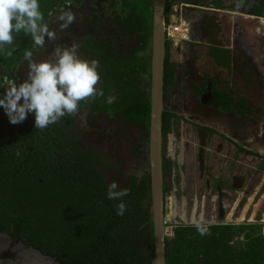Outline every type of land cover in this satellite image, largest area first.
<instances>
[{
	"label": "trees",
	"instance_id": "16d2710c",
	"mask_svg": "<svg viewBox=\"0 0 264 264\" xmlns=\"http://www.w3.org/2000/svg\"><path fill=\"white\" fill-rule=\"evenodd\" d=\"M126 1L122 4L127 7ZM129 4L122 16L115 15L117 18L111 13L89 17L81 13L67 29H60L59 23L50 26L55 35L78 45L82 59L100 62L97 87L103 90L102 97L81 101L75 114L43 130L35 129L34 114H29L20 123L19 132L10 137L0 127V233L56 257L61 264H145L155 257L148 163L153 0ZM171 5L168 0L167 24ZM62 6L63 2L50 0L44 8ZM170 49L167 41L166 92L177 86ZM46 53L37 54L34 60H50ZM22 66L19 74L10 77L18 83L26 79L25 59ZM0 71L2 75L6 69ZM206 85L195 87L199 98ZM3 92L0 89V94ZM109 97L112 103L107 102ZM212 97L216 110L246 116V104L237 103L225 90L213 88ZM0 113L5 115L2 108ZM78 115L86 118L81 134L73 130ZM174 119L175 113L164 112L163 140L171 133ZM56 128L66 130L57 139L49 133ZM174 167L164 157L165 198L173 189ZM113 181L128 192L122 198L126 204L122 216L116 214L121 201L106 198ZM238 229L212 225L203 234H194L200 246L189 254L190 264H231L227 243ZM188 230L182 227L178 233L185 238ZM255 242L264 252L263 236ZM176 251V242L166 238L167 264H174Z\"/></svg>",
	"mask_w": 264,
	"mask_h": 264
},
{
	"label": "rangeland",
	"instance_id": "374dc122",
	"mask_svg": "<svg viewBox=\"0 0 264 264\" xmlns=\"http://www.w3.org/2000/svg\"><path fill=\"white\" fill-rule=\"evenodd\" d=\"M49 1L39 0V3L50 30V26L59 23L55 17L61 7L58 9L56 7L49 8V10L44 8ZM171 1V14L168 17V25H187L191 28L193 21H202L203 17H206L205 13H208L202 10H194L190 6L185 7L182 5L187 3L185 0ZM241 1L243 0H226L225 5L235 7ZM249 1L256 3L257 0ZM59 2H63L62 7L66 4L69 5L75 17L80 16L81 13L89 17L92 15L100 16L102 13L122 16L128 9V4H132L133 0L126 1L127 7L122 4L125 3V0H85L82 6H78L80 0H59ZM200 7L203 6L200 5ZM236 13L246 17L255 15V11L247 7L237 10ZM117 17L115 16V18ZM262 18L264 20V13ZM224 19L231 25L234 19H237L236 25L238 26L236 28L244 33L239 35L241 37L247 38L250 35V29L253 31L259 30L260 34H258V44L256 46H259V53L257 54L260 56V65L264 72V21L247 19L254 21L247 23V20L240 21L238 19L241 18L236 16H228ZM14 35L15 51H13V55L10 57L6 55L7 51L12 50V46H5L4 51L0 52V69H6L10 77L22 71V62L27 52L31 51L34 58L37 54L47 51L46 54L50 60H54L55 56L52 55V52L55 47L70 45L65 38L55 35L51 41L46 40L44 48H37L31 37L25 36L23 32ZM195 37L196 31L193 32L191 40L188 42H170L169 56L170 61L176 65L177 86L170 90L171 97L168 103L165 104V111L175 113L178 118L183 117L186 119L185 141L196 145L194 148L187 147L184 167L180 171L176 170L175 186L165 198V229L169 238L176 242L177 249L174 264H190L189 254L193 250L199 249L200 243L197 239L199 237L193 236L201 233L197 225H200L205 231L212 225L239 227L236 230L234 239L227 243L230 263L264 264V252L255 242L260 235L264 238V122L263 120L257 121L255 125L254 117H251L246 120L244 125L238 119L222 117V114L214 113L211 108L202 103V98L197 96L195 87L202 86V79L209 71V67L205 61L206 53L202 50L198 52L192 50V43L197 42V37ZM262 112L264 115V111ZM245 126L251 132L256 131L250 135L252 141L243 145L252 149L253 153H243L237 142H232L234 147L229 144L230 150L227 151L225 149L227 146L225 145L226 140L238 141V134ZM202 131H207L210 140L206 151L203 174L200 171V151L198 152L199 134ZM163 150L164 157L167 159V137L163 140ZM239 164H244L242 167L249 170V180L242 191L231 190L233 200L226 207H223L225 218L220 220L219 191L217 187L230 188L228 176L239 169ZM226 178L228 180L225 183L223 179ZM209 181L210 183H208ZM244 226H251L252 228ZM182 227L189 229L185 238H182V233H178Z\"/></svg>",
	"mask_w": 264,
	"mask_h": 264
},
{
	"label": "clouds",
	"instance_id": "9594fccd",
	"mask_svg": "<svg viewBox=\"0 0 264 264\" xmlns=\"http://www.w3.org/2000/svg\"><path fill=\"white\" fill-rule=\"evenodd\" d=\"M55 19L60 29H67L75 20L69 5L59 9ZM23 32L30 36L37 48H44L47 41L54 39L40 9L39 0H0V52L5 46H12L7 56L15 51V35ZM54 60L36 62L31 51L25 54L27 62L26 79L18 83L16 78L3 72L0 75V108L4 110L13 125L22 123L29 114H34L35 129L43 130L56 124L65 116L75 114L80 102L87 98L102 97L104 92L97 87L101 79L100 62L96 59H82L78 45L55 47ZM112 103V97L108 98ZM20 152H16L19 156ZM128 195L126 189H119L113 181L107 188L106 198L121 201L117 205V215H123L126 204L122 198ZM201 234L204 229L197 225Z\"/></svg>",
	"mask_w": 264,
	"mask_h": 264
},
{
	"label": "flooded vegetation",
	"instance_id": "af4514ba",
	"mask_svg": "<svg viewBox=\"0 0 264 264\" xmlns=\"http://www.w3.org/2000/svg\"><path fill=\"white\" fill-rule=\"evenodd\" d=\"M169 1L171 2V0ZM194 1H196L195 4L187 2L182 5L185 7L190 6L194 10L208 12L205 13L206 17H203L202 21L197 20L192 22V26L194 31H196L197 37H195L197 42L194 41V43H192V50H195V52H198L199 50L204 51V53H206L205 61L209 67V71L204 75L201 82L203 87L207 84V89L204 94H202L201 98H203L207 93L209 85H212V89L220 88L225 90L228 94L235 95L237 103L240 102L241 104H246V117H241L242 119L247 120L254 117V123L257 121L260 122L261 120L264 121V115L262 114V111H264V91L262 90V79L259 77L255 66L249 62L240 51V46H238L236 38L240 34L239 32L241 30L236 28L238 26L236 25V22H234L231 27L227 29L224 26V22L219 20L218 15V13H222L227 16L243 17V15L236 13L237 10L245 8L244 5H242V1L235 7H228L225 5L226 3L223 2V0ZM200 5L205 8L200 7ZM219 5H225L227 10L223 8V10L218 9ZM170 97L171 92L165 91V104L168 103ZM212 103L213 98L207 106H211ZM85 119V115H78L76 129H73L74 131H77L78 134L85 132ZM0 127H3L4 133L10 137L11 134L19 132L18 129L20 127V123L13 125L9 122L6 114L3 115L0 113ZM52 129H50L49 133L53 136L56 135V139L57 136H59L58 134L66 131L62 129L59 130V128L54 130ZM55 142L57 143L56 146L59 147V139ZM39 146H42V144H39ZM248 180L249 170L240 165L239 169L236 170L230 177L229 189L217 187L219 191L218 206L220 209L224 210L223 207H226L227 204L233 200L231 190H233L234 185H246ZM208 183H210V181Z\"/></svg>",
	"mask_w": 264,
	"mask_h": 264
},
{
	"label": "water",
	"instance_id": "95a60500",
	"mask_svg": "<svg viewBox=\"0 0 264 264\" xmlns=\"http://www.w3.org/2000/svg\"><path fill=\"white\" fill-rule=\"evenodd\" d=\"M168 0H153L152 53L150 88V124L148 134V163L150 167L152 216L154 223L155 257L145 264H167L165 233V194L163 176V115L165 112V65L167 57L166 6ZM212 99V85L202 98L207 105ZM207 146V132H200L199 164L203 174ZM241 190L243 185H234ZM225 213L220 209V220ZM0 264H61L56 257L43 254L8 233H0Z\"/></svg>",
	"mask_w": 264,
	"mask_h": 264
},
{
	"label": "crops",
	"instance_id": "0c3cea01",
	"mask_svg": "<svg viewBox=\"0 0 264 264\" xmlns=\"http://www.w3.org/2000/svg\"><path fill=\"white\" fill-rule=\"evenodd\" d=\"M222 1V0H221ZM223 2H226V0H223ZM223 4H225V3H223ZM242 5H244V7L246 8H250V9H253L254 11H255V15L254 16H250V17H246V16H244L243 15V17H240L241 19H238V20H240V21H246L247 19H250V20H256V21H264L263 20V13H264V0H257L256 1V3H253V2H250L249 0H243L242 1ZM225 6V5H224ZM224 6H222V8L223 9H226L227 10V8H226V6L224 7ZM223 9H221V10H223ZM218 14H222V13H218ZM228 18V16L226 15V14H222V15H220L219 16V20L221 19V21H223L224 22V26L228 29V28H230L231 27V24L230 23H228L224 18ZM237 19H234V21H233V23L234 22H237L236 21ZM247 23H251V22H254V21H249V20H247L246 21ZM259 30H256V31H253V30H249V36L246 38V37H241V36H239V35H241V34H244L243 32H239L240 34L238 35V37L236 38L237 39V44H238V46H240V51L242 52V55L249 61V62H251L254 66H255V68H256V70H257V72H258V74H259V77L262 79V83H263V87H262V90L264 91V72H263V70H262V68H261V65H260V60H259V57L260 56H258V54L257 53H259V51H258V48H259V46H256L257 44H258V42H257V40H258V34H260L259 32H258ZM193 32H195L194 31V29H193V26L190 28V37H192V34H193ZM230 36H232V35H230ZM231 39V38H230ZM222 65H224V64H222ZM212 94H213V89H212ZM232 96L234 97V99H237L236 97H235V95H233L232 94ZM213 98V97H212ZM212 100V99H211ZM208 104H210V102L208 103ZM207 104V105H208ZM207 105H205V106H207ZM209 108H211L213 111H214V113H218V114H222L221 116L222 117H229V118H234V119H238L241 123H244V125H245V123H246V119H242L241 118V116H237V115H235V114H233V113H230V112H225V111H222V110H216L215 108H213V106L211 105V106H209ZM262 114H263V112H262ZM261 114V115H262ZM246 117V116H245ZM180 118H183V117H180ZM184 119V118H183ZM185 121H186V119H184ZM187 122V121H186ZM264 122V121H263ZM262 122V123H263ZM255 125L257 124V123H254ZM207 132V131H206ZM256 132V131H255ZM255 132H251L250 130H249V128L247 129L246 128V126L245 127H242V129H241V131H240V134H238V141H233V140H231V139H227L226 140V142H225V145H227L226 147H225V149L228 151V149L230 150V148H229V144L232 146V147H234V145H233V143L232 142H237L238 143V145L239 146H241V149H242V151H243V153L244 152H252L253 153V151H252V149H250V148H248V146H243L244 144H246L247 142H250V141H252L250 138H251V136L250 135H252V133H255ZM253 137V136H252ZM254 137H255V135H254ZM199 138H200V134H199ZM254 139V138H253ZM210 144V140H209V136H208V134H207V146H206V151H207V147H208V145ZM199 150H200V144H199ZM199 150H198V152H199ZM260 152V151H259ZM244 156V155H243ZM242 156V158H243V160H244V157ZM239 163V162H238ZM241 163V162H240ZM243 166H244V164H242ZM239 167H240V164L238 165ZM234 173L232 172V173H230L229 174V176H228V179L230 180V177L233 175ZM227 178L226 179H223V181L226 183V180H228ZM243 185V184H242ZM246 185L244 184L243 185V189H244V187H245ZM243 189H241V190H235V189H233V190H235V191H242Z\"/></svg>",
	"mask_w": 264,
	"mask_h": 264
},
{
	"label": "built area",
	"instance_id": "2783aa9c",
	"mask_svg": "<svg viewBox=\"0 0 264 264\" xmlns=\"http://www.w3.org/2000/svg\"><path fill=\"white\" fill-rule=\"evenodd\" d=\"M166 36H167V40L170 42L171 41L188 42L190 41L189 39H187V36H190V27L187 25H183V26L168 25L166 22ZM185 123L186 121L183 118L177 117V119H174L172 121V131L167 136L168 139L167 159L172 161L175 165L172 172L173 186H175V181L177 179L176 170L180 171L182 170V167H184L187 147H192V148L196 147L195 144H191L190 142L189 144L186 143L185 141V131H186ZM180 175L182 176V173ZM165 233L167 238H169L166 229H165Z\"/></svg>",
	"mask_w": 264,
	"mask_h": 264
},
{
	"label": "bare ground",
	"instance_id": "6f19581e",
	"mask_svg": "<svg viewBox=\"0 0 264 264\" xmlns=\"http://www.w3.org/2000/svg\"><path fill=\"white\" fill-rule=\"evenodd\" d=\"M187 39H189V40H190V36H187Z\"/></svg>",
	"mask_w": 264,
	"mask_h": 264
}]
</instances>
